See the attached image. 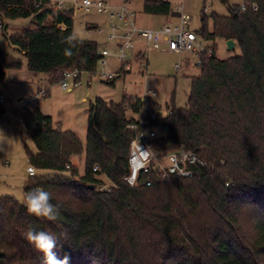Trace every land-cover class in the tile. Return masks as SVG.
Masks as SVG:
<instances>
[{"label": "trees", "instance_id": "trees-1", "mask_svg": "<svg viewBox=\"0 0 264 264\" xmlns=\"http://www.w3.org/2000/svg\"><path fill=\"white\" fill-rule=\"evenodd\" d=\"M246 2L245 11L231 6L228 16L201 15L197 34L206 42L233 40L241 55L222 60L213 46L212 56L201 54V73L191 80L185 108H176L173 99L164 115L147 98L125 97L121 104L97 99L87 111L85 144L39 107L24 109L20 127L37 149L25 145L36 175L25 182L24 196L47 191L59 211L49 221L28 214L15 197L0 196V264H42L43 254L24 237L29 228L56 235L53 251L60 259L67 255L68 264H262L254 252L264 255V218L256 221L253 242L240 228L245 213L264 212V0ZM143 13L179 16L167 0H145ZM73 15V8L54 10L51 0H0V18L33 25L9 35L3 21L1 32L25 56L31 74L48 76L50 88L65 71H96L101 59L100 46L91 40L76 39L72 55L64 54L72 43L66 38L74 36ZM22 66L20 58L0 50L2 84L5 70ZM6 115L0 103V122ZM141 120L156 130V151L190 150L208 165L191 177L162 182L142 173L131 187L125 180L134 136L128 126ZM83 155L80 174L73 158ZM110 183L111 192L98 190Z\"/></svg>", "mask_w": 264, "mask_h": 264}, {"label": "rangeland", "instance_id": "rangeland-1", "mask_svg": "<svg viewBox=\"0 0 264 264\" xmlns=\"http://www.w3.org/2000/svg\"><path fill=\"white\" fill-rule=\"evenodd\" d=\"M111 1L121 3L123 0ZM126 1L129 3H125L123 6L136 14L137 21L141 23V26L145 27L144 29L155 30L169 25V23H178L176 18H169L171 21H168L167 17L164 16L144 14L143 4L145 0ZM167 1L171 3L174 10L179 8L183 14L192 18L191 30L194 33H198L202 27L201 15L204 12L207 15L216 13L220 16H228L231 6L242 4V0ZM73 20V32L76 39L95 41L101 50H108L110 53L115 54L114 44L107 39L106 18L103 15L95 11L84 13L76 10ZM4 21L9 35L22 33L26 29L33 28L30 21H10L6 19ZM91 25H98L99 29L105 32L103 34L93 32V30L90 32L87 26ZM209 28L212 29V24H210ZM207 45L213 46L216 56L222 60L241 55L239 47L229 51L226 43L219 39L208 42ZM136 47V52L130 58L132 63L131 72H128L124 77H118L114 81V85H110L107 81L100 78L102 66H99V72L94 75L91 87L86 85L89 77L84 75L83 86L68 92L62 90L59 84L50 88L46 74L32 75L27 70V59L25 56L8 43L0 30V50L5 54L20 58L23 64L21 70L4 71L6 73L4 84H2L0 75V97L4 99V106L7 110L5 120L0 122V196L15 197L22 202L24 198L23 187L28 179L27 169L29 167L25 145L32 152H37L35 144L28 137L27 132L25 130L22 131L20 127L21 114L25 108H28L22 106L21 100L34 99L35 101H32L34 105L36 104L45 116L51 117L54 125L59 126L64 131L74 132L84 144L88 126L87 111L97 99H102L108 103L121 104L125 97L147 98L152 103L162 106L164 115L167 107H171L173 99L176 108L181 109L187 106L191 80L201 73L200 67L197 66V61L193 68H187L184 65L185 63L182 62H185V58L190 54L152 51L148 50L140 42H137ZM140 53L147 54L144 62L143 60L140 62L135 60ZM141 63H144L145 66H142ZM181 63L182 70L180 73H176L175 66ZM146 66L147 68H145ZM107 68L110 73L116 74L121 68V63L111 57L107 60ZM48 87L51 90L50 96L36 100L39 90H46ZM128 116L139 118L131 112H128ZM73 161L79 165L80 174H83L85 170L84 155L74 157ZM263 218V211L255 214L249 211L242 216L241 231L243 230L250 236L249 240L251 242L254 240L256 221ZM254 256L264 264L263 254L255 251Z\"/></svg>", "mask_w": 264, "mask_h": 264}, {"label": "built area", "instance_id": "built-area-1", "mask_svg": "<svg viewBox=\"0 0 264 264\" xmlns=\"http://www.w3.org/2000/svg\"><path fill=\"white\" fill-rule=\"evenodd\" d=\"M54 10L64 8H73L76 10L90 13L92 11L103 15L106 18L107 39L116 45L115 54L108 50H99L101 59L98 67L102 66L100 78L110 82L116 79L117 74L110 73L107 68V60L109 57H116L121 63V70L130 72L132 70L130 53L136 49L137 42H142L148 50L165 51L175 54H192L197 58V66H201V54L206 53L209 57L212 56V46L207 45L197 33L192 32V18L182 13L181 9L177 8L179 13L178 23L165 25L156 30L142 29L137 25L136 14L129 11L125 6H113L106 0H51ZM246 0H242L241 10L247 9ZM253 9H257L255 5ZM3 28V20H0V30ZM65 26H61L64 30ZM100 34L104 33L102 29H98ZM142 59L136 60L140 62L146 59L147 54L140 53ZM145 57V58H144ZM145 66L144 63H141ZM182 63L175 66L176 71H180ZM147 68V66L145 67ZM143 69V68H142ZM99 72L98 68L94 72H83L78 69L65 71L63 79L59 83L62 90H72L83 86V75H87L89 79L86 84L92 85L94 75ZM47 90H40L37 93L36 100L46 98ZM32 101L34 99L21 100L22 106L29 109L37 108ZM4 99L0 97V103L4 104ZM156 114H151V119L154 120ZM128 129L133 132L134 136L130 143L129 168L130 174L125 178L126 182L135 187L138 185L142 173H153L157 176L160 182L167 181L170 177H191L193 171L199 167L208 165L206 160H203L198 154L181 149L168 154H161L156 151L154 140L156 139V130L149 121L141 120L140 123H131ZM69 168V167H67ZM99 169L98 166L94 171ZM29 177L36 175V169L33 165H29L27 169ZM113 184L99 186L101 192H111Z\"/></svg>", "mask_w": 264, "mask_h": 264}, {"label": "clouds", "instance_id": "clouds-1", "mask_svg": "<svg viewBox=\"0 0 264 264\" xmlns=\"http://www.w3.org/2000/svg\"><path fill=\"white\" fill-rule=\"evenodd\" d=\"M68 41H72V43L69 47L64 49V54L66 56H71L72 48L75 47L76 38L74 36L68 37L66 38V42ZM51 200L52 197L49 192L35 189L24 196L22 203L28 214L36 217H43L49 221H56L59 206L53 204ZM24 237L31 245H33L36 251L43 254L42 264H68L69 258L67 255L64 256L63 259H60L53 251L59 241L56 235L29 228L24 234Z\"/></svg>", "mask_w": 264, "mask_h": 264}, {"label": "crops", "instance_id": "crops-1", "mask_svg": "<svg viewBox=\"0 0 264 264\" xmlns=\"http://www.w3.org/2000/svg\"><path fill=\"white\" fill-rule=\"evenodd\" d=\"M107 2L109 3V4H111V5H113V6H123V4H128L129 2L128 1H126V0H123L121 3L120 2H115V1H111V0H107ZM176 11V10H175ZM177 12V11H176ZM2 18H0V20H1ZM167 19H168V21H171V19H169L168 17H167ZM176 19H178V18H176ZM3 21H4V19H2ZM136 22H137V25L140 27V28H142V29H144L145 27H143V26H141V23H139V21H137V19H136ZM170 24V23H169ZM105 25H106V22H105ZM96 26H98V25H96ZM89 27H91V26H87V28H88V30L90 31V29H89ZM99 27V26H98ZM161 28V27H160ZM160 28H157V29H160ZM156 30V29H155ZM90 32H92V31H90ZM93 32H95L94 30H93ZM99 34V33H98ZM103 34V33H102ZM140 43H142V42H140ZM114 44V43H113ZM114 46H115V49H116V45L114 44ZM237 48V47H236ZM136 49H137V47H136ZM136 49L135 50H133L131 53H130V56H132L133 54H134V52H136ZM101 50V49H100ZM116 51V50H115ZM140 52H142V51H140ZM159 52H162V51H159ZM165 52V51H164ZM136 54V53H135ZM138 56V55H137ZM136 56V57H137ZM109 58H111V57H109ZM108 58V59H109ZM113 58H115L116 60H118L116 57H113ZM119 61V60H118ZM196 61H197V58L195 57V56H193L192 54H190L189 56H187L186 58H185V62H182V63H185L184 65L187 67V68H193L194 66H195V64H196ZM120 62V61H119ZM109 68V67H108ZM181 70H182V68H181ZM181 70L180 71H176V73H180L181 72ZM6 71V70H5ZM7 71H10V70H7ZM131 72V71H130ZM124 73H126V72H123L122 70H121V68H120V70H119V72L118 73H116L117 74V77H116V79L118 78V77H124V76H126L128 73H126V74H124ZM6 74V73H5ZM33 75V74H32ZM83 79V78H82ZM115 79V80H116ZM13 80H15V79H13ZM115 80H113V81H115ZM111 82V81H110ZM92 84H93V82H92ZM87 85V84H86ZM88 86V85H87ZM88 87H91V86H88ZM79 88H81V87H79ZM74 89H77V88H74ZM74 89H72V90H67L68 92H72ZM40 90H42V89H40ZM39 90V91H40ZM51 93V92H50ZM28 178H29V176H28Z\"/></svg>", "mask_w": 264, "mask_h": 264}, {"label": "water", "instance_id": "water-1", "mask_svg": "<svg viewBox=\"0 0 264 264\" xmlns=\"http://www.w3.org/2000/svg\"><path fill=\"white\" fill-rule=\"evenodd\" d=\"M226 47H227V49H228L229 51L235 50L236 47H237V43H236L235 41H233V40H228V41L226 42ZM91 189H94V187L91 186Z\"/></svg>", "mask_w": 264, "mask_h": 264}]
</instances>
